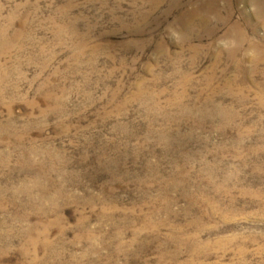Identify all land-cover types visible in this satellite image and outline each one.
Instances as JSON below:
<instances>
[{"label": "rangeland", "instance_id": "obj_1", "mask_svg": "<svg viewBox=\"0 0 264 264\" xmlns=\"http://www.w3.org/2000/svg\"><path fill=\"white\" fill-rule=\"evenodd\" d=\"M234 21L264 55L252 0H0V264H264V60L217 46Z\"/></svg>", "mask_w": 264, "mask_h": 264}, {"label": "bare ground", "instance_id": "obj_2", "mask_svg": "<svg viewBox=\"0 0 264 264\" xmlns=\"http://www.w3.org/2000/svg\"><path fill=\"white\" fill-rule=\"evenodd\" d=\"M252 2L253 4H255L257 14L261 15L264 22V0H252ZM213 4V1H210L209 3L207 2L205 7L208 8L209 5ZM245 24L250 26L251 28L253 27L249 24V22H246ZM2 33L3 31L0 30V36L2 35ZM246 37L247 36L245 28L241 26L237 21H234V23H232L230 27V31L227 33V39L235 40L236 46L227 50L230 54L228 56L232 61H234L235 66H240L243 60H248L251 63V69L257 70L259 68L260 62L264 60V55H236V53L242 48V43L244 42L243 40L246 39ZM249 43L251 44V49L254 50L256 54H264V40L261 42L249 41ZM60 102V97L55 99L57 107L60 105ZM60 109L62 108L60 107Z\"/></svg>", "mask_w": 264, "mask_h": 264}, {"label": "clouds", "instance_id": "obj_3", "mask_svg": "<svg viewBox=\"0 0 264 264\" xmlns=\"http://www.w3.org/2000/svg\"><path fill=\"white\" fill-rule=\"evenodd\" d=\"M169 39H172L174 41H178L179 40V33L174 29H169ZM217 46L221 47L225 50H228V49L236 46V41L235 40L221 39V40L217 41ZM251 54L252 53H249V55H251Z\"/></svg>", "mask_w": 264, "mask_h": 264}]
</instances>
